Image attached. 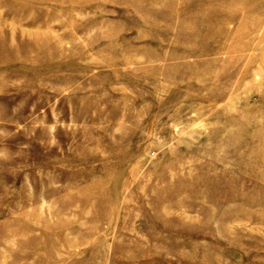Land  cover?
<instances>
[{
	"label": "rangeland",
	"instance_id": "1",
	"mask_svg": "<svg viewBox=\"0 0 264 264\" xmlns=\"http://www.w3.org/2000/svg\"><path fill=\"white\" fill-rule=\"evenodd\" d=\"M0 264H264V0H0Z\"/></svg>",
	"mask_w": 264,
	"mask_h": 264
}]
</instances>
